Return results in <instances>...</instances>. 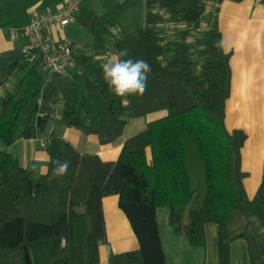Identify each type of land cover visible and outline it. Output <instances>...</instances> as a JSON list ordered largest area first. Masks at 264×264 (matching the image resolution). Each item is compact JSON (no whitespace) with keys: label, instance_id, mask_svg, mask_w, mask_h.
Instances as JSON below:
<instances>
[{"label":"trees","instance_id":"1","mask_svg":"<svg viewBox=\"0 0 264 264\" xmlns=\"http://www.w3.org/2000/svg\"><path fill=\"white\" fill-rule=\"evenodd\" d=\"M138 1L101 0L99 15L80 7L75 17L93 40L65 73L31 63L21 48L0 55V87L15 72L23 73L15 89L0 97V264L96 263L106 239L102 198L108 195H118L139 242L137 250L111 254L109 264H165L156 219L161 207L168 209L173 233L185 235L191 246L204 245V224L213 222L226 241H246L250 264H264V164L249 198L240 155L245 135L229 132L224 122L230 67L220 33L212 23L189 43L186 34L168 37L157 27L165 14L198 28L212 14L209 0H143L142 27L108 31ZM110 37L114 51L128 49L125 58L151 65L147 91L128 97V105L108 90L96 59ZM162 110L164 116L124 141L114 161L81 153L70 142L61 146L50 133L47 170L34 176L33 165L20 166L6 148L17 138L39 137L56 115L107 145L129 119ZM57 158L69 167L50 179Z\"/></svg>","mask_w":264,"mask_h":264},{"label":"crops","instance_id":"2","mask_svg":"<svg viewBox=\"0 0 264 264\" xmlns=\"http://www.w3.org/2000/svg\"><path fill=\"white\" fill-rule=\"evenodd\" d=\"M66 1L0 0V55L6 50L20 49L26 42L11 41L9 28H21L32 17L53 11ZM164 17L157 27L163 30L165 36L169 37L167 31L174 27L179 28L177 34H186L183 29L190 28L186 23L165 14ZM212 23L220 33L222 51L229 56L230 93L225 101L224 122L229 132L239 130L245 135L240 149L241 169L245 173L243 186L246 195L252 198L260 185L264 164V0H221L215 12L208 13L201 25L193 29L196 30L195 35L206 34ZM117 31L120 29L111 32ZM63 37V28L53 27L51 38L56 40ZM72 69L77 70L76 66ZM18 74L23 76V73L15 72L0 87V91L6 86L14 90L11 81ZM9 89L6 91L9 92ZM164 115L165 111L162 110L129 119L122 134L107 145H101L95 134L65 126L56 115L39 137L17 138L6 148L20 166L26 168L32 164L34 176L47 170L49 156L46 145L50 133L57 136L61 146L70 142L81 153L96 154L104 161H114L125 140L143 130L148 122ZM161 208L156 211V219L165 264H250L245 240L226 241L220 227L208 222L204 224V245L191 246L185 235L173 233L168 224V209ZM102 210L106 239L98 246V261L94 264H109L111 254L139 249L138 239L118 206V195L104 196Z\"/></svg>","mask_w":264,"mask_h":264},{"label":"built area","instance_id":"3","mask_svg":"<svg viewBox=\"0 0 264 264\" xmlns=\"http://www.w3.org/2000/svg\"><path fill=\"white\" fill-rule=\"evenodd\" d=\"M81 0H67L53 11L32 17L21 28H9L11 41L25 40L21 50L28 61L35 63L49 73H65L75 62V56L82 50L66 38L52 39L53 27L65 28L80 8ZM259 1V0H256ZM219 0H209L207 11L215 12ZM105 53L113 50V37L107 40Z\"/></svg>","mask_w":264,"mask_h":264},{"label":"clouds","instance_id":"4","mask_svg":"<svg viewBox=\"0 0 264 264\" xmlns=\"http://www.w3.org/2000/svg\"><path fill=\"white\" fill-rule=\"evenodd\" d=\"M129 57L128 49L111 51L103 56H97L100 61L102 76L108 90L118 98H122L124 105L130 103L128 97L143 96L147 91L148 74L151 65L143 59ZM54 167L51 169V177L58 178L67 173L69 164L58 158L51 161Z\"/></svg>","mask_w":264,"mask_h":264},{"label":"rangeland","instance_id":"5","mask_svg":"<svg viewBox=\"0 0 264 264\" xmlns=\"http://www.w3.org/2000/svg\"><path fill=\"white\" fill-rule=\"evenodd\" d=\"M121 1V0H120ZM80 7L91 9L94 14L99 15L103 12V6L101 4V0H81L80 1ZM144 13H145V5L144 1H138L135 4L131 5L129 8H127L119 17L118 22L115 25H112L108 31H115L120 29L123 33H129L132 31H135L143 26L144 24ZM179 28L174 27L171 29H168L167 33L169 34V37H175L178 33ZM64 37L67 40L72 41L75 43L78 47L83 49V47L89 43L92 42V34L90 32V29L79 21L77 17H74L71 19L70 23L63 28ZM183 32L186 33L188 37L189 43H194V35L196 34V30H193L191 28H184ZM109 33V32H108ZM107 33V34H108ZM195 49L196 47H193V53L195 56ZM22 74L14 75L12 78L11 83H13V89L18 85L17 79L20 78ZM77 76L79 79H83V73L77 72ZM17 77V78H16ZM31 77L25 78L23 81V86L21 90L29 83V80ZM10 83V84H11ZM9 89L8 86H6V89L0 91V97L9 94L11 90L9 89V92L6 90ZM12 89V88H11ZM155 114V113H153ZM1 146V145H0ZM164 209V208H161Z\"/></svg>","mask_w":264,"mask_h":264}]
</instances>
